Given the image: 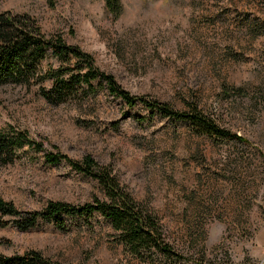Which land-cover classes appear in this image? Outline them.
I'll use <instances>...</instances> for the list:
<instances>
[{
    "label": "rangeland",
    "instance_id": "1",
    "mask_svg": "<svg viewBox=\"0 0 264 264\" xmlns=\"http://www.w3.org/2000/svg\"><path fill=\"white\" fill-rule=\"evenodd\" d=\"M0 0V11L27 13L45 34L90 53L94 65L132 95L174 109L200 108L242 139L193 133L187 123L94 96L49 103L37 85H0V131L20 130L42 143L14 149L0 166V197L19 213H0V255L34 249L58 264H150L118 241L108 219L60 213L64 228L29 210L48 201L104 198L97 180L64 159L89 154L158 221L182 259L155 253L153 264H246L260 258L264 232V0ZM60 61L46 56L40 71ZM43 72V71H42ZM44 78L40 86L50 87Z\"/></svg>",
    "mask_w": 264,
    "mask_h": 264
},
{
    "label": "trees",
    "instance_id": "2",
    "mask_svg": "<svg viewBox=\"0 0 264 264\" xmlns=\"http://www.w3.org/2000/svg\"><path fill=\"white\" fill-rule=\"evenodd\" d=\"M102 1L110 15L119 14L120 0ZM48 55L57 58L60 65L57 68L49 66L42 72L39 63ZM44 78L53 80L46 89L40 86ZM9 83L23 87L35 84L37 93L51 104L71 98L94 96L98 90H104L119 97L126 104L140 102L150 112L155 111L160 116L185 121L193 133L207 134L213 138L242 139L235 132L223 128L196 106L188 105L183 110H177L165 102L147 99L143 95H132L119 85L112 74L94 65L90 53L65 42L57 33L43 34L27 13L19 14L7 10L0 11V85ZM23 144H28L35 150L42 149L41 142L30 139L23 131H0V166L11 162L14 149ZM44 156L51 163L62 158L81 174L96 179L105 197L93 198L84 204L50 200L41 210H29L21 221L14 220L19 228H28L37 217L50 220L57 228H64L63 221L58 216L60 213L86 217L97 212L108 219L114 230H118V241L124 248L140 259L148 258L149 263L153 264L154 252L172 259L173 262L183 258L164 240L155 216L122 188L108 166L97 163L89 154H84L79 160L68 158L58 151H46ZM0 213L19 212L11 202L0 197ZM190 263L202 264L201 260H192ZM0 264L58 263L30 249L13 255L1 254Z\"/></svg>",
    "mask_w": 264,
    "mask_h": 264
},
{
    "label": "crops",
    "instance_id": "3",
    "mask_svg": "<svg viewBox=\"0 0 264 264\" xmlns=\"http://www.w3.org/2000/svg\"><path fill=\"white\" fill-rule=\"evenodd\" d=\"M256 246L257 252L260 253V256L264 254V232L259 233L256 237Z\"/></svg>",
    "mask_w": 264,
    "mask_h": 264
},
{
    "label": "built area",
    "instance_id": "4",
    "mask_svg": "<svg viewBox=\"0 0 264 264\" xmlns=\"http://www.w3.org/2000/svg\"><path fill=\"white\" fill-rule=\"evenodd\" d=\"M246 264H264V254L260 256V258L253 260H250V262Z\"/></svg>",
    "mask_w": 264,
    "mask_h": 264
}]
</instances>
